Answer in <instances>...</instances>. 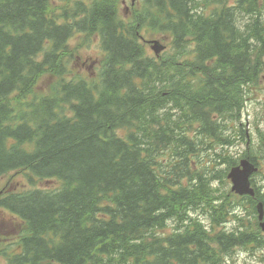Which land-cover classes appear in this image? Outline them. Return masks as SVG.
<instances>
[{"label": "trees", "instance_id": "1", "mask_svg": "<svg viewBox=\"0 0 264 264\" xmlns=\"http://www.w3.org/2000/svg\"><path fill=\"white\" fill-rule=\"evenodd\" d=\"M140 2L125 21L117 0H0V178L32 186L0 191L27 231L7 264H238L264 248V195L228 180L235 142L261 156L243 122L264 67V28L242 26L258 0ZM144 29L169 50L149 54ZM77 35L101 42L93 78Z\"/></svg>", "mask_w": 264, "mask_h": 264}, {"label": "rangeland", "instance_id": "2", "mask_svg": "<svg viewBox=\"0 0 264 264\" xmlns=\"http://www.w3.org/2000/svg\"><path fill=\"white\" fill-rule=\"evenodd\" d=\"M117 1L118 5H120L121 18H123L125 21H128L129 18H131V20H136V16L140 14V10L142 8L140 0ZM231 1L234 2V0ZM258 8L264 13V1L260 2ZM144 31L145 29L142 31V33H144ZM153 42H159L163 49L168 47V50L172 45V39L170 35L159 36L145 32L144 44L146 45L149 54H155L152 50ZM72 44L73 46H76L77 40L74 39ZM103 53L104 52L101 49L100 43L97 42V38H95L89 45L85 43L80 46L78 51V64L76 65L79 73L86 78L97 76L102 69V60L104 57ZM250 97V100L246 103L244 122L247 123L248 121L252 126H254L252 144L258 145L261 144L264 138V121L261 122L259 128L252 121L256 122L257 116H261V120H264V106L262 105V103H264V72L259 78L258 84L255 86V90L251 92ZM245 147V144L238 143L236 146L232 147L230 151L237 155L238 153L242 152ZM259 149L262 152L261 147L257 150L259 151ZM256 182L258 186H264L263 176L258 175ZM46 185L53 187L55 184L54 182H38L37 184V186H41L43 188ZM5 188H9L10 191L23 188L24 191L31 189L32 186L26 180L24 175L19 173H11L0 178V191ZM25 233H27L26 226L22 221L19 220V218H16L8 211H0V249L10 246L12 247L17 241V238ZM233 258L238 264H264V248L257 250L238 248L235 250ZM0 264H7L2 254H0Z\"/></svg>", "mask_w": 264, "mask_h": 264}, {"label": "water", "instance_id": "3", "mask_svg": "<svg viewBox=\"0 0 264 264\" xmlns=\"http://www.w3.org/2000/svg\"><path fill=\"white\" fill-rule=\"evenodd\" d=\"M156 51L157 53L160 52V50L157 49ZM243 167L244 170H241L240 168H236L229 175V179H231L233 183V190L241 195L242 194L254 195L253 190H251L250 188L249 176H251L256 170L252 165L246 162L243 163ZM263 218H264V213L260 206V220H263ZM262 227L264 229V224H262Z\"/></svg>", "mask_w": 264, "mask_h": 264}]
</instances>
